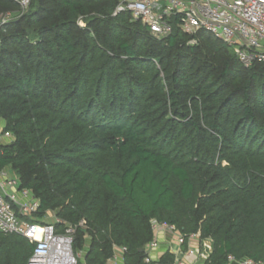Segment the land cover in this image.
Wrapping results in <instances>:
<instances>
[{"label": "trees", "instance_id": "trees-1", "mask_svg": "<svg viewBox=\"0 0 264 264\" xmlns=\"http://www.w3.org/2000/svg\"><path fill=\"white\" fill-rule=\"evenodd\" d=\"M117 2L0 0V169L37 218L85 221L77 264H105L113 245L125 264L171 263L144 262L152 219L209 238L206 264L264 261V63L204 31L156 39ZM33 248L0 232V264Z\"/></svg>", "mask_w": 264, "mask_h": 264}, {"label": "built area", "instance_id": "built-area-1", "mask_svg": "<svg viewBox=\"0 0 264 264\" xmlns=\"http://www.w3.org/2000/svg\"><path fill=\"white\" fill-rule=\"evenodd\" d=\"M26 10L29 0H18ZM129 12L132 20H139L156 39L166 38L176 25L186 34L204 31L226 43L244 67L255 62L264 63V0H118L113 15ZM5 17L0 18V24ZM82 24V23H81ZM197 40L192 38L189 43ZM1 143L12 140L0 126ZM39 200L32 191L22 187L19 177L9 167L0 169V232H15L34 243L26 264H77L83 251L73 243L78 227L85 221L71 225L53 216L37 218ZM153 238L144 248V262L151 263L165 253L173 256L168 264H206L212 251L209 238L199 233L185 235L165 221L151 220ZM208 243H206V241ZM204 246V249H203ZM161 251L152 257L153 251ZM124 246L113 245L112 255L105 264H125ZM227 264H264L248 257H229Z\"/></svg>", "mask_w": 264, "mask_h": 264}, {"label": "rangeland", "instance_id": "rangeland-1", "mask_svg": "<svg viewBox=\"0 0 264 264\" xmlns=\"http://www.w3.org/2000/svg\"><path fill=\"white\" fill-rule=\"evenodd\" d=\"M4 22H5V20H4ZM81 24V23H80ZM2 125H4V121L2 120V119H0V126H2ZM0 140H2V141H5L2 137L0 138ZM4 143V142H3ZM46 214V219H51L53 216H55V212L54 211H48V212H46L45 213ZM208 241L209 240H207L206 241V243H208ZM210 244H211V242H210ZM203 249H204V246H203ZM83 252H84V250H83Z\"/></svg>", "mask_w": 264, "mask_h": 264}, {"label": "crops", "instance_id": "crops-1", "mask_svg": "<svg viewBox=\"0 0 264 264\" xmlns=\"http://www.w3.org/2000/svg\"><path fill=\"white\" fill-rule=\"evenodd\" d=\"M159 253H161V251L159 250V251H153L152 253H151V256L152 257H158L159 256Z\"/></svg>", "mask_w": 264, "mask_h": 264}]
</instances>
